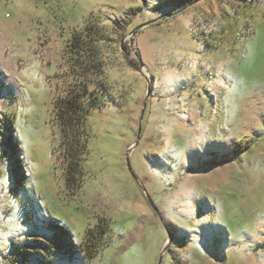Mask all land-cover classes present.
<instances>
[{"label":"rangeland","instance_id":"rangeland-1","mask_svg":"<svg viewBox=\"0 0 264 264\" xmlns=\"http://www.w3.org/2000/svg\"><path fill=\"white\" fill-rule=\"evenodd\" d=\"M165 1L0 0V264H264V0ZM87 24L106 82L72 191L54 102Z\"/></svg>","mask_w":264,"mask_h":264},{"label":"trees","instance_id":"trees-1","mask_svg":"<svg viewBox=\"0 0 264 264\" xmlns=\"http://www.w3.org/2000/svg\"><path fill=\"white\" fill-rule=\"evenodd\" d=\"M188 1L190 0H166L165 4L177 6ZM104 38L103 31L93 24H87L81 32L73 35L68 44L67 61L75 81L54 102L55 120L60 129V146L65 164L66 187L72 191L80 189L86 173L85 161L90 153L92 137L88 119L92 111L102 104L99 87L105 85L106 72L99 43ZM92 82L97 83L95 89H91ZM13 163V173L17 178L16 183L19 184L22 182V177L19 178L20 162L16 160ZM109 224L108 221L99 220L96 227L88 231L83 243V250L88 257L99 253L106 234L110 231ZM53 229L61 236L68 237L60 225Z\"/></svg>","mask_w":264,"mask_h":264},{"label":"water","instance_id":"water-1","mask_svg":"<svg viewBox=\"0 0 264 264\" xmlns=\"http://www.w3.org/2000/svg\"><path fill=\"white\" fill-rule=\"evenodd\" d=\"M128 167H129L130 170H132L129 162H128ZM160 262H161V258H160V260H159V263H160Z\"/></svg>","mask_w":264,"mask_h":264}]
</instances>
